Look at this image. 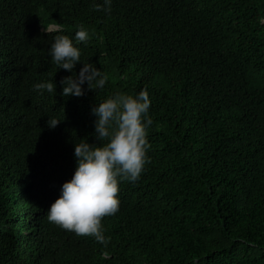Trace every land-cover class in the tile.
Wrapping results in <instances>:
<instances>
[{"label":"trees","instance_id":"16d2710c","mask_svg":"<svg viewBox=\"0 0 264 264\" xmlns=\"http://www.w3.org/2000/svg\"><path fill=\"white\" fill-rule=\"evenodd\" d=\"M98 3L0 0V264H264V0ZM55 22L71 38L85 26L74 43L103 90L61 94ZM50 80L55 94L33 90ZM144 88L149 162L120 183L106 244L49 222L74 143H98L92 107Z\"/></svg>","mask_w":264,"mask_h":264},{"label":"clouds","instance_id":"9594fccd","mask_svg":"<svg viewBox=\"0 0 264 264\" xmlns=\"http://www.w3.org/2000/svg\"><path fill=\"white\" fill-rule=\"evenodd\" d=\"M113 0H102L94 4L95 10L111 13ZM264 25V17L258 18ZM53 37L48 55L60 69L71 75L64 77L62 95L82 97L86 91L103 90L108 77L89 61H81V50L74 43L86 42L89 32L84 25L79 26L74 38L63 34L61 23L44 26ZM82 67L79 73L76 66ZM87 85V88L84 86ZM33 90L41 96L45 91L56 93V84L50 80L33 84ZM151 100L147 88L134 95L117 91L92 107L95 139L87 138L74 143L76 169L69 181L63 183L59 197L47 210L49 222L74 232L79 236L93 237L98 243L106 244L107 237L102 221L119 211L120 183L124 180L137 181L149 162L148 129ZM62 121L48 117L47 126L55 129Z\"/></svg>","mask_w":264,"mask_h":264}]
</instances>
